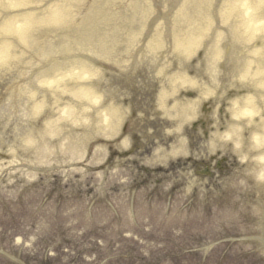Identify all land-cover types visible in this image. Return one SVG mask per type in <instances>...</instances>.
Listing matches in <instances>:
<instances>
[{
	"label": "rangeland",
	"instance_id": "374dc122",
	"mask_svg": "<svg viewBox=\"0 0 264 264\" xmlns=\"http://www.w3.org/2000/svg\"><path fill=\"white\" fill-rule=\"evenodd\" d=\"M28 1L19 7L0 1V16L11 12L35 20L59 7L69 25L86 26L91 24L87 6L96 10L101 3ZM177 1L106 0L109 10L94 15L93 38L99 41L97 34L116 26L119 55L113 62L84 47L57 44L45 51V43L58 39L56 33L70 37L76 29L28 22L34 48L0 29V38L12 37L15 45L11 62L0 65V264H264V182L256 179L258 164L252 159L260 151L264 155V147L244 160L223 153L228 159L212 177L191 169L207 158L206 139L190 122L201 116L211 132L223 131L231 90L238 87L229 85L234 78L202 73L200 49L179 65L171 38ZM137 2L150 12L132 30L118 16L129 15V5ZM105 16L111 20L104 22ZM186 22L201 24L188 15L177 24ZM221 56L215 62L218 74ZM80 62L91 67L82 77L75 73ZM178 68L195 83L172 78ZM103 71L108 94L99 87ZM82 82H92L94 99L73 95ZM160 91L168 92L163 107L177 104L193 113L183 114L178 130L184 157L161 164L152 157L175 141L165 134L170 121L165 125L156 107ZM108 106L121 118L113 136L100 116ZM259 113L264 110L253 119ZM251 126L241 129L242 145ZM27 134L31 142L24 139ZM124 137L129 145H121Z\"/></svg>",
	"mask_w": 264,
	"mask_h": 264
},
{
	"label": "bare ground",
	"instance_id": "6f19581e",
	"mask_svg": "<svg viewBox=\"0 0 264 264\" xmlns=\"http://www.w3.org/2000/svg\"><path fill=\"white\" fill-rule=\"evenodd\" d=\"M3 7L13 6L19 7L29 3L28 0H0ZM42 1V0H41ZM141 1V0H138ZM3 2V3H2ZM32 2V0H31ZM115 4L120 0H112ZM178 2V3H177ZM176 2L177 10L176 15L173 17L172 32V47L177 49L180 53L178 63L180 66L184 65L186 58L191 56L196 49H200L204 54L202 59L204 65L201 66L202 73L208 72L210 79L220 75L221 78L232 79L234 82H229V85L236 86V90H231L232 94L229 99V107L226 109L227 119L224 122V130L221 132L214 131L210 134L208 141L204 145V152H212L215 148L221 149L229 143V150L235 154L240 160L247 158V154L250 151L257 150L254 145L253 138H264V115L259 113L258 117L253 119L255 114L260 110H264V0H180ZM106 0H101L100 4H97L96 10L91 9L90 5L87 6L86 13H90L91 24L86 26L81 25L77 27L69 25V19L65 18L62 14L63 10L59 7H51L48 14L40 16L38 19L31 20L30 17H16L17 15L11 12H6L3 16H0V29L4 32H10L15 37V40L23 47L34 48L35 37L30 33L28 26L31 23L46 22L52 25L60 26L62 29H76L73 34L64 31L66 36L63 35V31L56 33L58 39L52 43H45V51L51 50L57 44L63 47H84V49L93 52L98 57L105 60L117 58L119 53L116 47L117 38L119 37L116 26H111L110 30L97 34L99 41L93 38L95 33L93 32L94 22L97 21L95 14L101 11L102 13L109 10L105 4ZM131 13L129 15L118 16L121 20V24L124 26H131L130 29L139 28L140 26L135 23L141 16L147 17L146 14L148 8L143 12V7L139 2L129 5ZM47 9V8H46ZM45 9V10H46ZM44 10V11H45ZM47 11V12H48ZM188 15L194 21L201 20V24L197 27L190 22L179 25L178 20ZM211 16L213 20L210 21ZM104 22L111 19L107 16L102 18ZM143 19V18H142ZM29 22V25H27ZM135 23V24H134ZM69 25V26H68ZM214 25L210 32H206L207 29ZM68 26V27H67ZM209 26V27H208ZM81 29L82 31H79ZM226 40V41H225ZM226 44L227 49L222 50L220 44ZM145 45H147L145 43ZM13 38H0V65L11 62ZM202 46L204 48L202 49ZM225 47V48H226ZM125 49L122 51V53ZM12 53V54H11ZM199 52L197 51V54ZM147 54V53H146ZM222 54L221 58L224 64L221 65L223 71L216 73V70L220 65L216 64L218 55ZM148 55L145 64L150 63ZM186 64V63H185ZM58 63L52 64L57 66ZM91 67L83 62L77 65L75 71L78 77H82L88 74ZM150 69V68H149ZM179 68L172 78L180 81L194 82V78L190 79L186 75L179 73ZM107 72H99V80L101 84L99 87L108 94V76ZM201 77V76H200ZM43 81H48L44 79ZM195 83V82H194ZM92 82L86 84V82L78 83L75 85L73 95L78 98L94 99L95 90L91 88ZM158 109H161L162 118L169 120L172 123V127L165 131V134H171L178 132L182 123H184V115L192 117L193 113L191 108L182 110L183 106L178 110L177 104L169 107H163V98L168 92H158ZM174 108V110H172ZM177 108V109H176ZM178 110V111H176ZM179 115L180 118L173 120L174 116ZM102 116V123H104V130L107 131L108 136H113L116 133L114 130L118 124V114L116 109L111 107H104L100 111ZM178 117V116H177ZM119 119L120 116H119ZM171 119L173 122H171ZM167 123V122H166ZM249 125L251 126L250 135L248 140L242 145L241 143V129ZM252 127L257 131L253 132ZM217 128V126L215 127ZM24 139L31 142L30 136L27 134ZM128 142L124 139L121 141V145L125 146ZM242 145V146H241ZM184 140L179 138L176 146L169 147L167 153L156 154L152 160L153 162L163 163L166 158H173L178 154L184 155L185 151ZM243 152V153H242ZM264 156L260 151V154L255 155L252 159L258 165L256 166V176L261 171L262 167L258 163V157ZM255 166V165H254ZM259 168V169H258ZM253 170V169H252Z\"/></svg>",
	"mask_w": 264,
	"mask_h": 264
},
{
	"label": "clouds",
	"instance_id": "9594fccd",
	"mask_svg": "<svg viewBox=\"0 0 264 264\" xmlns=\"http://www.w3.org/2000/svg\"><path fill=\"white\" fill-rule=\"evenodd\" d=\"M253 141L256 148L264 147V138L254 137ZM257 159L258 163L264 166V156H260ZM256 179L260 182H264V167H262L261 171L257 174Z\"/></svg>",
	"mask_w": 264,
	"mask_h": 264
}]
</instances>
